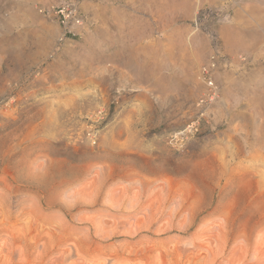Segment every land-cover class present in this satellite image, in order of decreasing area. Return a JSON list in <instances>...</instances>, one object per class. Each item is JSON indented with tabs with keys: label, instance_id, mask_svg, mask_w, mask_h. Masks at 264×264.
Returning <instances> with one entry per match:
<instances>
[{
	"label": "rangeland",
	"instance_id": "374dc122",
	"mask_svg": "<svg viewBox=\"0 0 264 264\" xmlns=\"http://www.w3.org/2000/svg\"><path fill=\"white\" fill-rule=\"evenodd\" d=\"M63 2L0 0V264H264V0Z\"/></svg>",
	"mask_w": 264,
	"mask_h": 264
},
{
	"label": "built area",
	"instance_id": "2783aa9c",
	"mask_svg": "<svg viewBox=\"0 0 264 264\" xmlns=\"http://www.w3.org/2000/svg\"><path fill=\"white\" fill-rule=\"evenodd\" d=\"M64 2L58 6H51L47 10H39L40 13H47L49 15L54 16L58 23L65 29L71 26H79L81 24V17L77 13V9L74 4L66 3V0H63ZM205 17V13L197 14L195 21L197 20H203ZM211 63V64H210ZM210 66L208 67V65ZM215 68V57H210L209 62L206 66H204L201 70V78L205 85L208 88V93L206 96L201 98L196 103V108L200 111L204 110L211 104V102L214 100L215 97V91H213V82L207 75ZM193 125V124H192ZM189 126V128L193 126Z\"/></svg>",
	"mask_w": 264,
	"mask_h": 264
},
{
	"label": "bare ground",
	"instance_id": "6f19581e",
	"mask_svg": "<svg viewBox=\"0 0 264 264\" xmlns=\"http://www.w3.org/2000/svg\"><path fill=\"white\" fill-rule=\"evenodd\" d=\"M211 57H215V54L213 56V54L211 55ZM211 64V63H210ZM210 64L208 65V67L210 66ZM213 91H215V87H213ZM135 192V191H134ZM112 204V203H111Z\"/></svg>",
	"mask_w": 264,
	"mask_h": 264
}]
</instances>
